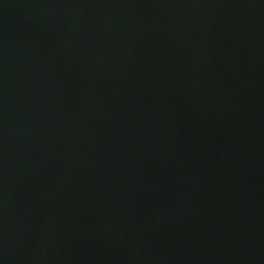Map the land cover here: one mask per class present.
Returning a JSON list of instances; mask_svg holds the SVG:
<instances>
[{"label": "water", "instance_id": "1", "mask_svg": "<svg viewBox=\"0 0 264 264\" xmlns=\"http://www.w3.org/2000/svg\"><path fill=\"white\" fill-rule=\"evenodd\" d=\"M0 264H264V0H0Z\"/></svg>", "mask_w": 264, "mask_h": 264}]
</instances>
